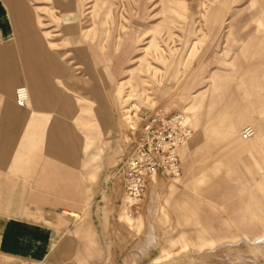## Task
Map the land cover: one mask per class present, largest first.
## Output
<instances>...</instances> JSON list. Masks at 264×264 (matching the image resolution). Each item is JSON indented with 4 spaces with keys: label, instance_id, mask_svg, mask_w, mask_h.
<instances>
[{
    "label": "rangeland",
    "instance_id": "rangeland-1",
    "mask_svg": "<svg viewBox=\"0 0 264 264\" xmlns=\"http://www.w3.org/2000/svg\"><path fill=\"white\" fill-rule=\"evenodd\" d=\"M14 5L30 34L0 45L49 46L76 89L90 81L93 113L106 103L108 128L92 131L105 170L121 180L145 114L183 113L192 133L180 176L151 179L131 209L126 190L118 207L95 204L103 241L69 264H264V0Z\"/></svg>",
    "mask_w": 264,
    "mask_h": 264
},
{
    "label": "crops",
    "instance_id": "crops-1",
    "mask_svg": "<svg viewBox=\"0 0 264 264\" xmlns=\"http://www.w3.org/2000/svg\"><path fill=\"white\" fill-rule=\"evenodd\" d=\"M14 1L0 0L1 36L30 34L10 21L21 17ZM79 83L43 43L0 45V264L84 259L103 241L95 204L118 207L125 196L92 149V131L108 128L106 103L93 113L91 83ZM19 87L29 91L25 106L16 101Z\"/></svg>",
    "mask_w": 264,
    "mask_h": 264
},
{
    "label": "built area",
    "instance_id": "built-area-1",
    "mask_svg": "<svg viewBox=\"0 0 264 264\" xmlns=\"http://www.w3.org/2000/svg\"><path fill=\"white\" fill-rule=\"evenodd\" d=\"M16 101L20 106L29 102V93L25 87L17 88ZM141 120L145 124L136 148L119 170L126 190L128 209L137 205L147 194L150 180L160 173L174 178L182 174L179 150L192 138L187 117L183 113L172 116L159 112L154 115L145 114ZM253 134L252 128H246L243 136L249 139Z\"/></svg>",
    "mask_w": 264,
    "mask_h": 264
},
{
    "label": "bare ground",
    "instance_id": "bare-ground-1",
    "mask_svg": "<svg viewBox=\"0 0 264 264\" xmlns=\"http://www.w3.org/2000/svg\"><path fill=\"white\" fill-rule=\"evenodd\" d=\"M26 88V87H25ZM27 89V88H26ZM27 91H28V89H27ZM28 93H29V91H28Z\"/></svg>",
    "mask_w": 264,
    "mask_h": 264
}]
</instances>
